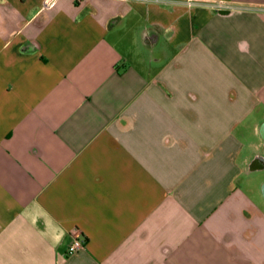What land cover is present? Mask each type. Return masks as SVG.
I'll list each match as a JSON object with an SVG mask.
<instances>
[{"label": "crops", "instance_id": "0c3cea01", "mask_svg": "<svg viewBox=\"0 0 264 264\" xmlns=\"http://www.w3.org/2000/svg\"><path fill=\"white\" fill-rule=\"evenodd\" d=\"M0 264H264V0H0Z\"/></svg>", "mask_w": 264, "mask_h": 264}, {"label": "built area", "instance_id": "2783aa9c", "mask_svg": "<svg viewBox=\"0 0 264 264\" xmlns=\"http://www.w3.org/2000/svg\"><path fill=\"white\" fill-rule=\"evenodd\" d=\"M213 8L217 11L228 10L230 6L224 2H214ZM84 247V242L78 237H74L67 248V254L72 255Z\"/></svg>", "mask_w": 264, "mask_h": 264}]
</instances>
